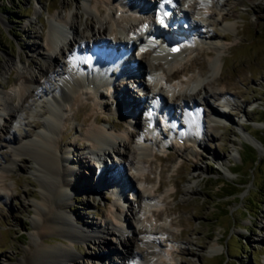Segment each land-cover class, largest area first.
I'll use <instances>...</instances> for the list:
<instances>
[{"label":"rangeland","instance_id":"1","mask_svg":"<svg viewBox=\"0 0 264 264\" xmlns=\"http://www.w3.org/2000/svg\"><path fill=\"white\" fill-rule=\"evenodd\" d=\"M85 2L90 5L99 3L106 9L109 18L113 14L118 22L125 16L121 10L117 14L119 9L116 10V2L111 0L110 3L105 0H0V85L4 89L18 84L15 69L3 73L4 63L9 58L17 60L21 55L25 66L29 64L32 70L44 64L40 54L47 51L45 35L51 25L52 15L67 17V13H75L77 36L86 34L83 30L94 23L91 21V12L84 10ZM65 5L68 6L63 7ZM181 5L182 1L178 0V6L182 7ZM208 8L215 11L212 17L208 20L205 17L196 19L204 31L218 36L221 47L212 51L217 70L214 74L203 75V71L196 68L193 73L203 76L201 85L209 90L211 95L208 100L211 105L221 106L216 105L214 94L218 89L227 92L225 94H228L231 102L225 115L227 123L210 119L201 110L203 103V106L200 104V111L197 110L200 120L197 135L199 143L186 141L181 146L176 140L178 132H174L177 128L173 129L162 118L156 127L150 129L154 132L153 136L149 134L151 151L143 158L140 174L126 162L122 163L123 160L119 162L118 158L111 156V159L106 160L119 162L118 168L120 166L126 173L129 184L123 190L111 183L99 185L96 191L93 186L96 167L93 168L92 162L85 156L87 143L80 139L83 131L89 125L105 126L126 142L124 134L139 132L144 127L141 116L145 114L143 111L146 103L141 108L138 123L136 120L131 123L129 116L116 112L115 103L113 104L115 99L108 95L105 87L98 88L102 94L100 96L99 93L94 95L92 87L88 90L81 89L83 91L77 92L67 105L60 108L58 132L53 138L56 146L70 151L68 156L73 169L69 178L73 188L65 199L68 203V217L76 226H89L85 227V231L90 237L85 240L77 239L72 244L65 240L64 243L70 246L75 258L58 264H112L109 256L115 248L120 252V261L131 264L118 239V232L106 233L101 227L109 224L111 228L128 233L127 221L115 222L113 213L128 214L132 209L138 211L141 203L138 201V194L145 188L154 199L150 202L147 215H150L151 224L161 230L155 238L158 239L157 247L159 250L169 249L170 257L163 259V264H264V0H209ZM225 13L228 18L223 17ZM130 14L128 12L129 16ZM207 24L209 25L206 26ZM227 24L232 27L224 28L223 25ZM201 40L203 39L199 40L197 51L188 58L212 48L211 43ZM64 42L67 39L64 38L61 44ZM136 46L135 43L131 48L132 66L133 60H140ZM145 53L139 65L136 63L138 71H142L136 81L133 82L131 78V81H127L126 77H132L133 74L115 78L120 80L124 77V84L114 80L115 84L119 83L118 88L122 85L127 87L129 98L134 100L142 96L144 98L138 100L145 99L147 94L153 95L146 92L152 86L148 81L151 71L155 70L159 75L162 70L163 73L169 71L161 60L153 55L149 56V51ZM54 55L67 67L68 58L63 59L56 52ZM202 55L204 56L199 60L208 62L210 57ZM220 58L223 60L221 69ZM186 60L187 58H181L179 62ZM227 74L235 75V86H240L238 88L241 91L223 80L222 77ZM142 82L145 87L140 86ZM170 84H173V80ZM54 86L55 81L50 80L48 87ZM42 94L31 100V106L13 121L6 111L1 110L0 134L5 132L4 127L7 125H10L15 141L26 132L33 135L41 131L26 122L45 118L44 111L50 102ZM159 97L164 102L167 99L164 93H159ZM146 99L147 102L150 101L149 98ZM15 105L16 103L11 102L10 107ZM178 106L175 108L181 113L182 108ZM179 116L183 123L184 117L182 114ZM117 123H121V126ZM249 135L260 141L258 146L247 140ZM9 149L6 143L0 147V165L11 157ZM247 150L251 151L255 162L251 163ZM25 153L18 157L9 172L4 173V182L9 190L6 198H0V262L9 264H27L24 255L30 247L33 231V202L40 192L41 179L32 171L31 159L35 155L29 150ZM80 155L85 158L78 163L77 157ZM224 166L229 167L231 172L226 171ZM121 182L123 184L124 180ZM85 183H89L87 190L84 189ZM96 183L97 181L94 185ZM158 186L160 188L156 190ZM116 189L121 193L120 201L116 199ZM27 191L30 193H26ZM5 192L0 189V193ZM227 192L233 194L225 195ZM157 210L161 212L160 216L155 215ZM136 220V217L132 218L130 215V228L137 226ZM91 229L98 230L99 235L104 237L107 251L105 258H99L102 244ZM58 240L57 235H49L45 239L47 244L52 245L60 244ZM132 244L134 248H145L140 242L134 241ZM133 263L139 264V261Z\"/></svg>","mask_w":264,"mask_h":264},{"label":"bare ground","instance_id":"2","mask_svg":"<svg viewBox=\"0 0 264 264\" xmlns=\"http://www.w3.org/2000/svg\"><path fill=\"white\" fill-rule=\"evenodd\" d=\"M106 1L110 3L109 0H105V2ZM114 1L116 2V10H121L125 15L119 22L116 21L113 14H111L109 18L106 9L99 3L90 5L85 2L83 4L84 10L91 12V21L94 24H91L90 27L87 25L83 30L86 34L81 36H77L76 33L75 13H67V17L60 14L52 15V20L50 21L51 25L45 35L47 51L40 54L44 64L39 65L36 70H32L29 64L25 66L21 60V55L18 56L17 60L9 58L4 63L3 73H8L13 69L18 73V78L16 80V82H18L17 85L15 83V85L9 89H4L3 86L0 85V111H6L11 121L15 120L24 109L29 108L31 106V100L40 97V93H43L42 96L45 98L48 97L47 99L50 102L49 107L44 111V119L26 122V124L40 128L41 131L39 130L33 135H31L30 132H26L22 138H17L15 141L16 137L12 134L11 129H9L10 125H7L4 127L5 132L0 134V147L6 143L9 145V150L12 152L11 157L0 165V189L6 191L5 193H0V198H6L7 191L9 190L4 182L6 178L4 173L7 171L9 172L12 166L15 165L18 157L26 154L25 152L28 150L35 155V158L31 159L33 163L32 171L41 179V182L39 181V195L34 197L35 201L33 202L35 214L32 224L33 231L31 234L30 247L24 255L27 264H58L61 261H72L75 256L70 246L65 244L64 241H69L72 244L77 239L85 240L90 237V234L85 231V227L88 228L89 226H76L74 221L68 217V203L65 199L73 188V184L69 178L73 169L71 167V159L68 156L70 151L63 150L58 145L56 146L53 138V135L58 132V120L61 114L60 108L63 105H67L70 98L76 95L77 92L83 91L81 89L88 90L89 83H95L94 86H92L94 95L98 93L99 96L102 95L98 90L99 87L107 88L108 95L116 100V112L119 115L124 114V116H129L128 120L129 122L132 120L131 123H134L135 120L137 123L140 122L141 117L139 114L145 103L146 105H153L155 109L154 114H156L155 125L158 124L160 119H165L167 124L172 126L173 129L176 130L177 128V130L174 131L178 132L176 137L183 138L184 141H191L193 143L198 142L197 135L199 131L198 128H200V120L197 117V110L200 111L198 108H200L199 106L201 103L204 105L201 110H204L208 116L212 114L216 115L211 117L214 121L220 122L226 119L225 115L227 114L223 110H218L209 103L208 96L211 94L204 85H201L203 76H196L193 73V70L196 68L203 71V75L204 73L214 74V71L217 70V66L214 63L215 60L212 59V51H216L221 47L218 43V36H215V33L204 31L200 26L199 20L196 19L197 17L199 19L205 17V20H208V18L215 14L214 10L208 8L209 0H180L182 1V7H176V10L179 9V16L184 17V21H182L184 24L181 22L178 24L176 21L171 23L169 21L174 28L169 29L167 33L168 40L173 41L176 40V35L179 34L180 39L177 40L180 41L182 46L176 53L166 46L167 44L165 43L167 41L162 39L164 34L157 30L159 27L157 28L153 22H150V26L147 27V29L150 28L148 29L149 35L159 34V39L157 38V41L151 42L150 46L149 43L147 49H138L137 55L140 60H133V66H135V68L125 72H127L126 74L128 75L133 74L132 77H126L127 81H131V79L133 82L136 81V78L142 73V71H138L136 63L139 65L146 55L145 52L148 51L149 56L153 55L156 59L164 63L165 67L169 70H167V73H163L164 70H162L160 73L161 75H159L155 70L149 71L151 74H148V81L152 86L150 85L151 87H148V85L147 87L149 89H146V92L148 91L153 94L152 96L146 95L150 100H148L149 102H147L146 97L145 99L138 100L144 98L143 96L135 100L134 98H129L127 87L124 88L123 85L119 88L117 87L119 83H125L121 78L120 80H115L116 77L121 75L119 74L121 71L120 67H122L124 63L120 65L119 62L123 56L120 55L116 58L99 54L118 51L120 46L126 48L127 45L131 47L135 43L138 46L139 44L143 45L146 41L147 35L145 36V33L142 34L140 28L144 22L149 21V17L147 13L145 14L142 11V8L139 11H133L137 6H145L143 0H111V2ZM66 6L68 5L63 7ZM132 11L133 13H131ZM128 12L131 13L130 16ZM227 15L228 14L225 13L223 17L228 18ZM53 21L56 23L53 24ZM208 25L209 24L206 26ZM223 26L226 29L232 27L231 24ZM136 30H138V34L135 37H131V33H134ZM200 37L203 39L201 41L211 43L212 48L202 51L203 53L200 52L197 54L198 56L196 55L193 58H188L197 51V46L201 39ZM64 38L67 39V42H64L62 45L61 41ZM90 51L100 52H93L94 54L89 56L88 53ZM55 52L63 59L68 58L69 64L67 67H64V63L56 58L54 55ZM202 54H206L210 57L208 62L204 59L199 60L200 57L202 58V56H204ZM130 55L127 60L129 63L133 59H130ZM181 58H187V60L181 63L179 62ZM222 63L223 60L220 58L219 69L222 68ZM118 65L120 66L118 67ZM241 71H243V69ZM226 76L222 77L225 82L232 87H240L235 86V75L233 76L231 74ZM27 78H29V80H27ZM50 80L55 81L54 87H48ZM114 80L120 82L114 84ZM172 80L173 84H170ZM84 81H86V83ZM166 81H169V83ZM140 86L145 87V83L142 82ZM238 90L241 91L240 88H238ZM159 93H164L166 95L167 99L165 102L162 101V103L161 100L158 102L156 97ZM225 93L227 92H223L219 89L214 91L215 95H228ZM152 98L155 100H152ZM11 102L16 103L15 107H10ZM178 105L182 108L181 113L175 108ZM187 107H194L191 113L187 111ZM145 108H147V106H145ZM137 112L138 115L136 117ZM180 114L184 117L185 121L183 123L180 121ZM0 116H2L1 113ZM148 121L149 120L146 119L144 120L146 124ZM146 124L144 127H141L142 129H140L139 132H127L124 134L126 142L123 138L112 134L105 126L89 125L83 131V135H81L80 139L87 143L85 146L87 152H98L99 156H102V160L99 159L96 161L97 167L103 169L98 172L97 178H94V183L97 181L95 185L93 183L96 191L99 185L111 183V185H117L120 190H123V187L129 184V178L126 173L122 171L120 166L118 168L119 162L122 160L124 161L122 163L126 162L130 167L134 168L138 175L140 174L143 158L151 151L150 145L152 143L149 134L152 136L154 135V132L150 131L151 127L148 129ZM117 125L121 126V123H117ZM113 127L117 128L115 125H113ZM247 140L256 146L260 143V141L252 135H249ZM166 145L167 144H164V146ZM133 154L137 156L135 157ZM111 156L118 158L119 162L110 161ZM83 158L85 157L80 155L77 157V162L81 163V159ZM106 158L110 159L106 160ZM224 167L226 171L231 172L229 167ZM121 180H124L123 184ZM88 184L89 183H85L84 189L87 190L89 188ZM159 188L160 186H158L156 190H159ZM115 191L116 199L120 201L121 193L118 192L117 189ZM26 193L30 192L27 191ZM138 196V201L141 202L138 211L132 209L128 214H124L123 212L113 213L115 222L123 223L127 221L129 224L127 227L128 233L122 229L111 228L108 226L109 224L101 228L104 230L103 232L106 233L118 232V239L124 249L125 256L132 262L131 264H136L133 263L135 261H139V264H163V259L170 257L168 254L169 249H158L156 244L158 239L155 238H157L161 230L151 224L150 215H147L153 196H151V192L146 188L141 190ZM160 214V211H155L156 216H160ZM130 215L132 218L136 217L137 219V226L133 228H130ZM91 232L95 233L94 236H96L100 240L99 243L102 244L99 258H105L107 251L104 245V237L99 235L100 233L98 230L91 229ZM129 232H131V235H129ZM49 235H57L60 244H47L45 239L46 236ZM134 241L140 242L145 248H134L132 244ZM119 253L120 252L115 248L110 254L109 259L112 261V264H124L120 261ZM0 264L9 263L0 262Z\"/></svg>","mask_w":264,"mask_h":264},{"label":"trees","instance_id":"3","mask_svg":"<svg viewBox=\"0 0 264 264\" xmlns=\"http://www.w3.org/2000/svg\"><path fill=\"white\" fill-rule=\"evenodd\" d=\"M248 152H249V154H250V157H251V151H249V150H247ZM250 161H251V163L252 162H255V158H250ZM231 194H233V192H227V193H225V195H231Z\"/></svg>","mask_w":264,"mask_h":264}]
</instances>
